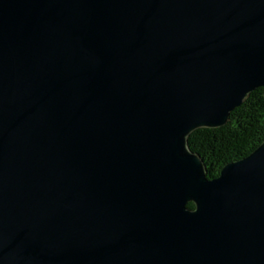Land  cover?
Masks as SVG:
<instances>
[{
  "label": "water",
  "instance_id": "obj_1",
  "mask_svg": "<svg viewBox=\"0 0 264 264\" xmlns=\"http://www.w3.org/2000/svg\"><path fill=\"white\" fill-rule=\"evenodd\" d=\"M258 87L264 0H0V264H264V140L187 144Z\"/></svg>",
  "mask_w": 264,
  "mask_h": 264
},
{
  "label": "trees",
  "instance_id": "obj_2",
  "mask_svg": "<svg viewBox=\"0 0 264 264\" xmlns=\"http://www.w3.org/2000/svg\"><path fill=\"white\" fill-rule=\"evenodd\" d=\"M263 140L264 87H258L230 112L224 125L194 129L187 144L203 160L206 176L214 178L226 163L248 156Z\"/></svg>",
  "mask_w": 264,
  "mask_h": 264
},
{
  "label": "bare ground",
  "instance_id": "obj_3",
  "mask_svg": "<svg viewBox=\"0 0 264 264\" xmlns=\"http://www.w3.org/2000/svg\"><path fill=\"white\" fill-rule=\"evenodd\" d=\"M209 178V177H208Z\"/></svg>",
  "mask_w": 264,
  "mask_h": 264
}]
</instances>
